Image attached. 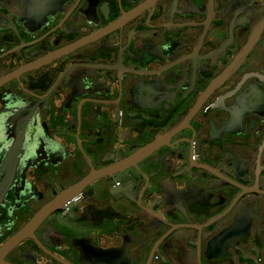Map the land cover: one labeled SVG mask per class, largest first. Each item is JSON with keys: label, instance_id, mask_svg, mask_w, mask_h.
Wrapping results in <instances>:
<instances>
[{"label": "flooded vegetation", "instance_id": "obj_1", "mask_svg": "<svg viewBox=\"0 0 264 264\" xmlns=\"http://www.w3.org/2000/svg\"><path fill=\"white\" fill-rule=\"evenodd\" d=\"M23 230L0 264H264V0H0Z\"/></svg>", "mask_w": 264, "mask_h": 264}, {"label": "water", "instance_id": "obj_2", "mask_svg": "<svg viewBox=\"0 0 264 264\" xmlns=\"http://www.w3.org/2000/svg\"><path fill=\"white\" fill-rule=\"evenodd\" d=\"M66 193H63L62 195H60L59 197L53 199L51 202H49L41 211H39L34 217L33 219L30 221V223L28 224V227H31L33 225H36L38 223H40L46 216L48 213H50L56 206L57 204H59V202L62 200V197L65 195ZM25 232V230L17 233L15 236H13L11 239H9L1 248H0V256L8 251L13 245H15L18 240L23 236V233Z\"/></svg>", "mask_w": 264, "mask_h": 264}]
</instances>
